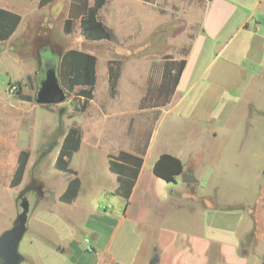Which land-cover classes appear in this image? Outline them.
<instances>
[{
  "label": "crops",
  "instance_id": "crops-1",
  "mask_svg": "<svg viewBox=\"0 0 264 264\" xmlns=\"http://www.w3.org/2000/svg\"><path fill=\"white\" fill-rule=\"evenodd\" d=\"M19 1L0 0L1 10L20 16L17 27L6 40H0V45L11 40L20 27L25 5ZM45 1L33 0L35 8ZM192 1L195 3L192 4L194 13L190 18H183V21L192 23L195 31L191 34L184 58L185 67L172 99L161 108L139 109L135 106L132 110V114H135L131 123L132 133L128 141L119 146L110 138L96 141L84 139L78 128L80 121L75 118L69 122L64 119L65 133L51 153L40 148L43 143L39 138L26 146L24 107L27 103L31 104L29 101L36 96L33 83L29 89L24 85L22 92L14 96L6 89L10 78H6L7 83L2 80L0 189L11 195V202L16 206L29 163L45 161L48 164L47 174L43 177L46 182L40 180L43 175L39 172L41 167H36L38 170L33 172L32 179L42 181L44 185L37 187L40 193L33 197L28 208L25 233L31 229L32 221L35 224L39 221V230L44 229L52 236H31L28 243L33 250L30 254L26 253L28 259L20 254L23 261L27 260L28 264H150L151 258L156 256L154 264H264V253L256 250L257 241L250 245L238 237L239 233H255L254 220L258 221L261 217L264 198L261 197L259 204L255 202L251 206V203L235 200L222 203L214 192L212 198L208 197V192L205 194L200 188L191 153L194 148L192 145L205 135L212 136L214 140L222 135H230L226 131V123L235 112L237 100H225L223 91H233L234 96L239 98V93L251 80L264 79V0H251L252 5L242 0ZM92 3L93 0H90V5ZM134 3L153 6L155 2ZM127 17L128 13L124 12L122 21L124 27L129 28H126L124 36L129 35L131 30ZM99 21L112 33L113 28L108 27L105 20ZM134 21L132 32L138 34L142 44L146 41H141L145 25L135 17ZM10 22L4 25L0 33L13 28ZM122 26L118 27V35L123 32ZM157 31V26H154L146 34L155 36ZM103 41L106 40L93 42ZM89 50L86 54L93 56L95 63L93 81L88 86L92 89V96L93 92L96 96L93 99L90 97L88 101H96L101 92L100 82L103 91L106 89L111 94L117 90L120 71L107 61L104 62L102 57L94 56L93 49ZM96 52L97 49L94 50ZM205 54H209L205 59H212L208 63L204 61L198 64L199 57ZM143 62V65L148 64L146 60ZM73 64V59L68 57L66 70ZM57 78L62 87L58 73ZM196 87H202L205 92L201 94L202 100H199L201 106L198 108V102L197 107L184 114L182 109L189 100L191 90ZM254 106L249 104V118L251 114L253 118V113H264L260 110L255 112ZM38 108L46 110L52 118L48 130L52 125L55 126L57 113L31 104L30 114L34 115ZM156 111L160 115L155 118ZM213 113L217 122L211 119V135L197 131L198 140L190 138L191 134L195 135V130L179 132L172 127L163 129L166 117L170 114H175L174 118L181 121H187V117L194 122L207 119ZM138 115L150 118L149 126L145 127L147 132L143 143L138 139L137 131L141 129L137 123L141 116ZM36 126L34 118V131ZM176 135H181L184 145L180 143V146L166 145L162 149H155V144L162 137L168 141V138ZM187 135L189 139L185 141L183 138ZM162 154L179 158L183 165L182 173H191L198 183L184 184L181 176L170 183L158 179L152 167ZM211 170L214 171V168ZM214 177L216 185L224 181L219 173H215ZM199 209L200 227L197 228L192 221H196ZM257 211L260 212L258 220L253 216Z\"/></svg>",
  "mask_w": 264,
  "mask_h": 264
},
{
  "label": "rangeland",
  "instance_id": "rangeland-1",
  "mask_svg": "<svg viewBox=\"0 0 264 264\" xmlns=\"http://www.w3.org/2000/svg\"><path fill=\"white\" fill-rule=\"evenodd\" d=\"M5 1L13 2L14 0ZM135 1L141 2L140 0H107L105 6L97 12V18L105 20L108 23L107 26L113 28L112 40L103 42H93V40L84 38L83 28L79 21L73 23L69 34L62 33V25L70 0H46L38 8H35L33 0L19 1L25 5L20 27L11 40L0 45V85L3 79L4 83L5 81L7 83L6 78L9 77L10 81L6 85V89L14 96L22 92L24 85L27 87L26 89H29V85L32 83L36 93L40 81L37 73L41 64L47 62L53 66L57 62L59 80L67 95L65 100L59 104L39 105L57 113V122L49 130L52 118L46 110L38 108L34 115L30 114L31 104L38 105L35 102V96L29 101L31 104L25 105L26 118H24L23 125L26 146H29L32 140L39 138L43 143L40 148L51 153L65 133L64 119L69 122L73 118L80 121L78 128L84 139L96 141L110 138L116 146L128 141L132 133L131 123L135 115L132 114V110L138 106L139 100L145 94L149 69L154 63L160 64L165 56L174 60L185 58L184 55L190 45L191 34L195 31V26L192 23L186 24L183 21V18H190L194 13L192 4L195 3L192 0H154L153 6L138 5L134 3ZM242 1L252 5L251 0ZM124 12L128 13L126 20H128L131 29L127 36H124L127 27H124L125 23L122 21ZM134 17L138 22L145 25V32L141 36V41L146 40L142 43H146V45H142L138 34L134 35L132 32L133 27H135ZM119 26H122L123 31L120 35H118ZM154 26H157L158 29L155 36L154 34H146ZM89 49H93L94 56L102 57L104 62L107 61L120 71L117 90L111 94L106 89L103 91V84L100 82L101 92L96 101L85 100L88 94H91V99H93L96 93L93 92L92 96V89L88 85L82 84V58L76 54H69L70 51L86 54L90 51ZM95 49L98 52L94 53ZM207 55L209 54L200 56L198 64L204 63V61L208 63L212 59H205ZM68 57L73 59L74 64L69 70H66ZM144 60L147 61V65H143L145 64ZM220 61L217 65L220 64ZM99 72L102 75L101 69ZM203 91L202 87L191 90L189 100L182 109L184 114H188L194 106L197 107L198 102V108H200L201 102L199 100H202V95L205 93ZM234 94L233 91H223L222 95L225 100H237L235 112L230 115L231 117L226 123V131L230 135H222L218 140L205 135L198 140L197 131H205L211 135V119H214V123L217 122L214 113L213 116L209 115L207 119L194 122L188 120L187 117H185L187 121H181L174 118L176 117L175 114H170L166 117L163 129L172 127L179 132L195 130V135L194 133L191 134L190 138L197 139L198 143L192 145L194 147L192 151L191 148L189 150L192 153V159H194L192 164H196L195 174L199 175L198 179L201 183L200 188H203L202 192L204 191L205 194L208 192L210 195L208 197L211 198L213 192L215 195L217 193L218 201L222 203L235 200L236 202L251 203L253 206L252 203H258L261 197L264 198V174L262 173L264 168V113L258 115L253 113V118L252 114L249 118L250 109L248 107L249 104H253L256 108L255 112L258 110L264 112V79L262 81L251 80L239 93V98H236ZM159 115L160 112L156 111L154 117H159ZM138 116H141L140 119H137L141 128L137 131L138 139L140 138V143H143L147 132L145 127L149 126L150 118L145 115ZM34 118L37 123L35 131ZM73 123L76 125L75 122ZM183 139L187 141L188 135L184 136ZM160 141L161 143H159ZM160 141L155 144L157 150L166 145L180 146V143L183 144L181 135L170 137L168 141L162 137ZM185 163L188 166L186 161ZM47 166L45 161L29 163L27 177L21 184L16 206L11 202V195L0 189V235L12 226L16 215L24 208V203L27 205V217L33 197L40 193L37 187H42L44 185L42 181H47L43 178L47 174ZM36 167L38 169L41 167L39 172L43 173L40 177L42 181L32 179ZM212 168L214 171L211 170ZM215 173L223 176L224 181L221 184L216 185ZM234 204L239 203L234 202ZM262 208L261 213L257 211L255 212L256 216L253 215L257 219L258 215L261 214L260 219H257L258 221L254 220L255 233L238 234L242 242L250 245L257 241L256 250L260 253H264L263 205ZM199 211L200 209L197 211L196 221H192L197 228L200 227ZM14 213L16 214L14 215ZM32 223L31 229H27L18 250V253L25 256L26 259H28L26 253L30 254V251L33 250L28 243L31 236L34 234L52 236L44 229L39 230L41 227L39 221L36 224L33 221ZM21 264H28V261L24 260Z\"/></svg>",
  "mask_w": 264,
  "mask_h": 264
},
{
  "label": "trees",
  "instance_id": "trees-1",
  "mask_svg": "<svg viewBox=\"0 0 264 264\" xmlns=\"http://www.w3.org/2000/svg\"><path fill=\"white\" fill-rule=\"evenodd\" d=\"M141 1L152 4L154 0ZM105 2L106 0H93L92 5H90V0H71L68 15L63 24V33L69 34L73 23L79 21L83 28L82 34L84 38L93 41L101 39L112 40L111 31L97 18V12L103 7ZM10 20L13 28L7 32L0 33V40H6L20 21L19 15L10 14L0 9V30H4V25L11 23ZM70 53L82 58V84L90 85L91 81H93L95 59L91 55L77 53L76 51H70ZM185 55H187V52ZM184 67V58L174 60L165 56L160 64L154 63L149 72L145 94L140 99L138 108L150 109L166 106L174 95L178 79L182 75ZM90 97L91 94H88L85 100L88 101ZM182 166L179 158L170 154H162L153 165L152 171L158 179L170 183L174 182L176 177L182 174ZM155 261L156 256H153L150 264H154Z\"/></svg>",
  "mask_w": 264,
  "mask_h": 264
},
{
  "label": "water",
  "instance_id": "water-1",
  "mask_svg": "<svg viewBox=\"0 0 264 264\" xmlns=\"http://www.w3.org/2000/svg\"><path fill=\"white\" fill-rule=\"evenodd\" d=\"M67 97L57 78L56 64L44 75L39 82L35 96L38 105H56ZM264 174V168L262 170ZM181 181L184 184L198 183V179L191 173H182ZM26 229V209L23 208L15 217L12 226L0 235V264H21L22 256L18 253L19 242Z\"/></svg>",
  "mask_w": 264,
  "mask_h": 264
},
{
  "label": "flooded vegetation",
  "instance_id": "flooded-vegetation-1",
  "mask_svg": "<svg viewBox=\"0 0 264 264\" xmlns=\"http://www.w3.org/2000/svg\"><path fill=\"white\" fill-rule=\"evenodd\" d=\"M52 67L53 66L48 64L47 62H44L41 64V67L38 71L39 74L37 75V76H39L40 81H42L44 79V75L46 74L47 70L51 69ZM23 205H24L23 207L26 209V207H27L26 203H24Z\"/></svg>",
  "mask_w": 264,
  "mask_h": 264
}]
</instances>
